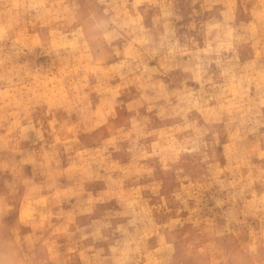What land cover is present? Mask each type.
Masks as SVG:
<instances>
[{
	"label": "rangeland",
	"instance_id": "obj_1",
	"mask_svg": "<svg viewBox=\"0 0 264 264\" xmlns=\"http://www.w3.org/2000/svg\"><path fill=\"white\" fill-rule=\"evenodd\" d=\"M0 264H264V0H0Z\"/></svg>",
	"mask_w": 264,
	"mask_h": 264
},
{
	"label": "bare ground",
	"instance_id": "obj_2",
	"mask_svg": "<svg viewBox=\"0 0 264 264\" xmlns=\"http://www.w3.org/2000/svg\"><path fill=\"white\" fill-rule=\"evenodd\" d=\"M157 250H159V249H157ZM156 252H158V251H156ZM151 253V252H150ZM152 254V253H151ZM163 255V254H162ZM152 256V255H151ZM149 257V256H148ZM155 258V257H154ZM162 258L163 257H159V258H157V259H161L162 260ZM156 260V259H155ZM165 262V261H164Z\"/></svg>",
	"mask_w": 264,
	"mask_h": 264
}]
</instances>
